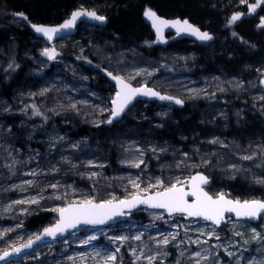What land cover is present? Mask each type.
<instances>
[{
    "label": "rangeland",
    "instance_id": "rangeland-1",
    "mask_svg": "<svg viewBox=\"0 0 264 264\" xmlns=\"http://www.w3.org/2000/svg\"><path fill=\"white\" fill-rule=\"evenodd\" d=\"M241 4L251 5L250 0ZM229 6L237 9L239 5L231 0ZM25 17L13 15L10 20L29 30L20 52L24 68H18L13 53L0 45V56L8 60L7 71L22 72L12 98L0 97V254L41 233L27 225L40 212H54L51 225L58 218L52 209L76 200L130 198L137 191L132 180L141 188L158 180L169 186L176 179L204 172L213 180L209 188L213 196L223 192L240 201L264 200V184L256 182L264 180L260 169L264 164V56L256 63L220 61L219 56L232 59L234 53L222 33H213L214 40L202 45V51L192 47L197 43H189L188 49L175 44V36L168 37L165 46L156 40L158 50L152 54L116 41L107 30L84 22L77 35L54 44L57 57L48 60L42 53L51 47L31 30ZM262 24L264 18L259 30L264 28ZM171 64H187L195 70L177 74ZM103 69L135 86L146 85L179 97L189 110L179 116L174 104L140 102L113 125L116 131H124L120 136L111 138L99 131L93 140V136L81 135L84 127L99 130L109 125L116 89L102 75ZM10 115L19 119L9 121ZM194 116L203 132L193 131L189 136L179 123ZM105 143L117 153L114 163L111 153L100 146ZM244 156L252 159H242ZM141 159L140 167H134ZM59 162H63V171L53 179L54 174L59 175ZM236 181L239 185L229 187ZM22 200L38 203H17ZM136 213H142L140 219L132 216L107 228L82 229L10 264H105L112 254L116 260L109 264L264 261V216L258 223L232 219L217 227L203 219L168 216L165 210ZM137 235L140 240L134 239ZM119 236L128 239H113ZM165 237L170 241L167 245L161 243ZM149 257L154 259L149 261Z\"/></svg>",
    "mask_w": 264,
    "mask_h": 264
},
{
    "label": "trees",
    "instance_id": "trees-1",
    "mask_svg": "<svg viewBox=\"0 0 264 264\" xmlns=\"http://www.w3.org/2000/svg\"><path fill=\"white\" fill-rule=\"evenodd\" d=\"M231 0H0V45L4 46L7 51L13 53L12 58L18 63V68H24L20 61V52L23 46V37L29 34V30L18 28L10 22L13 15L23 14L30 21L43 24L62 23L69 13L73 10L86 6L94 8L108 17L109 21L104 30L109 32V37L116 41L125 42L139 48L141 51H149L152 54L158 50L155 37L151 32L150 26L143 19L144 12L147 9L155 10L161 16L166 18L180 17L188 18L194 24L203 30L211 33H222L230 41L234 49L233 58L229 59L228 55L219 56L220 61L228 64L239 63L241 61L256 63L257 58L264 56V28L258 29L260 19L264 18V4H261L256 11L250 12L249 5H242L240 0H233L237 9L229 6ZM251 4L257 3V0H250ZM237 10H242L241 19L235 23H230V19L236 14ZM251 14L246 16L244 14ZM188 40H176L175 44L188 49L191 47ZM202 51L203 46L194 44L192 46ZM204 58L206 59V55ZM8 60L0 56V97L11 99L14 90L20 85L22 79L21 69L7 71L6 65ZM173 71L177 74H191L194 68H189L187 64L173 65ZM234 109L235 106L231 104ZM186 105L182 108L177 107V115L180 116L182 111H188ZM178 116V117H179ZM18 115H10L9 121H16ZM114 125V124H113ZM113 125H104L99 130L92 128H82L79 134L93 136L99 131L108 137L120 136L124 133L122 129L117 130ZM182 131L186 134L193 135V131H202V126L198 123L197 117L194 116L185 122H180ZM66 129V128H65ZM264 129V127H263ZM165 135V131L162 132ZM102 136V135H101ZM108 155L111 153L110 161L115 162L116 152H111V146L108 143L101 145ZM110 147V148H109ZM38 149V148H37ZM109 149V150H108ZM115 150V149H114ZM56 165L58 174L52 176L53 179L61 176L63 171V162ZM262 172H264V164ZM53 171V169L51 170ZM51 176H47L49 179ZM236 181L229 187L237 186ZM54 212H40L32 217L27 225L29 227L42 230L51 223ZM142 213H134L132 216L140 219Z\"/></svg>",
    "mask_w": 264,
    "mask_h": 264
},
{
    "label": "snow or ice",
    "instance_id": "snow-or-ice-1",
    "mask_svg": "<svg viewBox=\"0 0 264 264\" xmlns=\"http://www.w3.org/2000/svg\"><path fill=\"white\" fill-rule=\"evenodd\" d=\"M241 3H245L246 0H240ZM264 4V0H257V3L249 5L250 12H255L258 7ZM23 15L22 13L20 14ZM144 16L152 22V26L156 29L157 35L162 39L163 29L165 27H173L177 30V33L185 32L190 33L193 36L198 37L202 41L210 40L212 37L207 32H201L199 28L194 27L188 22V20H174L168 21L166 19L160 18L157 13L151 9H147L144 12ZM81 17H89L96 21H105L106 17L97 15L95 11H89L81 8L80 10L74 11L71 17L67 19L58 27L50 26H38L32 25L36 33L42 34L47 40L51 41L54 36L60 33L62 30L72 29L76 21ZM26 19V17H25ZM241 19L240 14H235L231 17L230 23H235ZM264 26V24H262ZM49 59H55L57 52L55 48H45L42 53ZM108 76L116 82L118 86V91L115 93L114 99L111 103L114 105L112 109L111 116L112 119L119 117L128 105L137 96H152L158 97L161 100H172V97L162 96L158 92L148 88L146 85L140 87H133L132 84L125 81L121 76H114L112 73H108ZM264 83V82H262ZM264 99V97H261ZM176 104H182L181 100H175ZM112 119H109L107 123H112ZM215 143L216 141H212ZM153 151H155L153 149ZM242 159L250 160L251 156H244ZM143 163L141 159L138 163H135L134 167H140ZM235 167V166H233ZM93 176L96 173L92 174ZM132 187L137 191L131 193L130 198L116 200L113 196L111 200H106L102 202H96L94 199H83L76 200L72 203L67 204L64 207H57L52 209L53 211L59 213V220L53 226L44 229V235L55 238L57 234H63L68 229H74L78 225H103L108 221L114 219L117 216H123L126 214L125 210H130L136 208L139 205H147L154 209H163L169 215L179 213L186 214L188 217L202 218L205 221H211L213 225L219 226L222 221L225 220L226 213H234L237 218H246L248 220H254L261 218L264 214V200L252 199L244 200L243 202L239 199H229L225 193L220 192L215 195H210L204 189V185L209 183L208 178L203 174H196L189 176L185 180L176 179L174 183L169 186H165L163 180H158L155 184H148L146 187L141 188L140 184L135 180L130 181ZM257 183L264 184V180H257ZM31 183L30 181L28 182ZM56 187V185H52ZM153 189H159L157 191H152ZM189 197L194 199L190 202ZM59 199V197H57ZM38 203L36 200L32 201H17V203ZM159 219L160 217H156ZM214 234V232L212 233ZM253 234L255 237H259V233L253 229ZM239 235V233H237ZM40 240L41 237L38 235L35 238ZM115 240H127L128 237L119 236L114 237ZM135 240H140L141 236L137 235L134 237ZM175 239V236L172 237ZM219 239V236H216ZM169 239L165 237L161 243L167 245ZM33 240H29L26 244H23L20 248L13 246V251H4L0 255V260H5L7 257L15 253H19L22 248H31ZM117 252L119 249L116 250ZM97 255H99L97 253ZM197 256L200 255L199 252L196 253ZM229 256L232 255L231 252L228 253ZM154 259L149 257V261ZM116 255L112 254L107 256L105 259V264H109V261H115ZM257 264V262H253ZM259 264H264V261L259 262Z\"/></svg>",
    "mask_w": 264,
    "mask_h": 264
},
{
    "label": "water",
    "instance_id": "water-1",
    "mask_svg": "<svg viewBox=\"0 0 264 264\" xmlns=\"http://www.w3.org/2000/svg\"><path fill=\"white\" fill-rule=\"evenodd\" d=\"M80 9H81V8L75 9V10L72 11V13H73L74 11H77V10H80ZM83 9H86V10L92 11V10L87 9V8H83ZM151 10H152V9H151ZM153 11H155V10H153ZM95 12H96V11H95ZM155 12H156V11H155ZM72 13H71V14H72ZM96 13H97V15L104 16V15L98 13V12H96ZM156 13H157V12H156ZM71 14H70V16H69L67 19H69V18L71 17ZM157 15H158L160 18H162V19H166V20H168V21H174V20H177V19L183 21V20L186 19V20H188V22H189L190 24H192L194 27L199 28L201 32H207V33L212 37V39H210V40L202 41V40H200L198 37L193 36V35H191L190 33L181 32V33L178 34V33H177V30H176L175 28L169 26V27H165V28L163 29L162 39H161V38L157 35L156 29L152 26V22H151L150 20H148L145 16H143V19H144L145 23H146L147 25L150 26L151 32L153 33L154 37H155L157 40H159V41L161 42L162 46H165V45L167 44V41H168L167 36L170 35V34L174 35L178 40H190V41L196 42V43L201 44V45H204V44H206V43H210V42H212V41L214 40V37H213V34H212V33H210L208 30H203L201 27H199L198 25L194 24V23H193L192 21H190L188 18H180V17L166 18V17H164V16H161V15L158 14V13H157ZM104 17H106V19H105V21H103V22L93 20V19H91V18H89V17H81V18H79V19L76 21V24H75V26H74L72 29L62 30L60 33H58L56 36H54V38H53L51 41L47 40V38L44 37L42 34L36 33L35 30L33 29L32 25L58 27V26H60L62 23H64L67 19H66L64 22L59 23V24H43V23L31 22V21H29V22H30V28H31V30H32V31H33L38 37L42 38V39L46 42L47 45L51 46V48H55L53 45H54L57 41H59V40L65 38V37H72V36L77 35V33H78V29H79V26H80L81 24H83L84 22H87V23H89V24H91V25H95V26H98V27H101V28L106 27L107 24H108L109 19H108L107 16H104ZM55 50H56V48H55ZM56 51H57V50H56ZM56 57H57V56H56ZM55 59H56V58H55ZM48 60H54V59H49V58H48ZM109 72H110L109 70H107V69H103V70H102V75L105 76V77L107 78V80H108V81H109V82L115 87L116 91H118V86L116 85V82H115L114 80H112L110 76H108V73H109ZM110 73H112V72H110ZM112 74H113L114 76H119V75H116V74H114V73H112ZM263 76H264V74H263ZM125 81L128 82V83H130V82L127 81L126 79H125ZM262 82H264V77H263ZM130 84H131V83H130ZM261 84H262V86H263V88H264V83H261ZM132 86H133V87H138V86H135V85H133V84H132ZM147 87L150 88V89H152V90H154V91H156V92H158V93H159L160 95H162V96L172 97L173 99H172V100H161V99H159L158 97H152V96H137V97H136V98H135V99H134V100L128 105V107L125 109V111H124L119 117H116L115 119H112V116H111L110 119H112V123H110V125H113V124H115V123L121 121V120L124 118V116L129 112V110H131L134 106H136L137 103H140V102H161V103L176 104V103H175V100L178 99V100H181L183 103H182V104H176L177 106L182 107V106H184V104H185V102H184L182 99H180L179 97L172 96V95L167 94V93H163V92H161V91H159V90H157V89H155V88H153V87H149V86H147ZM114 97H115V96H114ZM113 108H114V105L112 104V109H113ZM196 174H203V175H205V176L208 178L209 183H208L207 185H204V189H205V191H207L210 195H212V194L209 192V188L212 186V184H213V180H212V179H211L206 173H203V172H197V173H195L194 175H196ZM214 197H215V196H214ZM227 198H229V199H233V198H231V197H229V196H227ZM188 199H189V201L191 202L194 198H193V197H189ZM233 200H235V199H233ZM242 202H243V201H242ZM98 203H99V202H98ZM143 209H150V210H163V209H154V208H150V207H148L147 205H139V206H137L136 208L131 209L130 212H129V210L126 209V210H125V212H126L125 215H123V216H117V217H115L114 219L108 221L106 224H103V225H78V226H77L76 228H74V229H68V230L65 231L63 234H57V236H56L55 238L50 237V236H45V235H44V229H45V228H44V229L42 230V232L39 234V236L41 237L40 240H36V239H35L36 237L33 238V239H31V240L34 241V243L32 244V247H31V248H22L21 251H20L19 253H15V252H13V254L10 255L9 257H7L5 260H0V264H9V263L13 262L14 260H17L18 258H20V257H22V256H24V255H26V254H28V253H30V252H32L33 250H35L37 247H39V246H41V245H44V244H47V243H52V242H57V241H60V240H63V239H65V238H67L68 236H70L71 234H73V233H75V232H78V231H80V230H82V229L92 228L93 230H97V229H101V228H107V227H109V226H111V225H113V224H117V223L124 222V221H126L127 219H129V218L131 217L132 213H135V212L140 211V210H143ZM56 214L58 215V218H57V220L55 221V223H54V224H51V225H49V226H47L46 228L53 227V226L58 222V220H59V213L56 212ZM166 214H167L168 216H174V215H185L187 219H195V220H197V219H202V218H197V217H188L186 214H179V213H175V214L169 215V214L166 212ZM262 216H264V214H262L261 217H262ZM232 219H236V220H238V221L250 222V223H258V222L260 221L261 218L254 219V220H248V219H246V218H237V217L235 216L234 213H226V214H225V220L222 221L221 224H220L219 226H217V227H220V226H222V225L228 223V222L231 221ZM207 222L212 223L211 221H207ZM21 246H22V245H19V246H17V248H20ZM12 251H13V249L9 250V252H12ZM2 254H3V253H2ZM2 254H0V255H2Z\"/></svg>",
    "mask_w": 264,
    "mask_h": 264
}]
</instances>
